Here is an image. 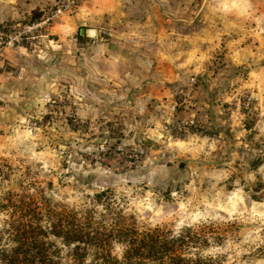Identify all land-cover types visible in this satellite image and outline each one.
Segmentation results:
<instances>
[{"label": "rangeland", "instance_id": "obj_1", "mask_svg": "<svg viewBox=\"0 0 264 264\" xmlns=\"http://www.w3.org/2000/svg\"><path fill=\"white\" fill-rule=\"evenodd\" d=\"M143 6L112 31L82 22L64 49L61 14L6 51L0 253L16 233L57 246L54 226L72 222L103 247L86 263L158 229L183 259L264 264V0ZM10 51L27 59L9 67Z\"/></svg>", "mask_w": 264, "mask_h": 264}, {"label": "trees", "instance_id": "obj_2", "mask_svg": "<svg viewBox=\"0 0 264 264\" xmlns=\"http://www.w3.org/2000/svg\"><path fill=\"white\" fill-rule=\"evenodd\" d=\"M40 12L31 15L30 21L36 20ZM65 228L62 225L54 226L55 237L61 239V243L56 246L44 239L28 236L23 233H16V244L9 250H1V264H199L198 261L183 259L173 255V245L176 240L168 239L163 232L158 229L150 230L141 235L135 232L124 234L123 244L126 248L121 257L117 259L110 254L95 256L90 263H86L85 253L87 250H94L93 253L103 252L102 246H93L92 238L85 232L71 228L72 222ZM57 229V230H56ZM16 231H19L16 229ZM24 233L26 232L23 228ZM45 233L44 230H42ZM129 236V240H127ZM54 246V250L49 253V248ZM67 248L68 256L65 263L59 256L61 248ZM57 254V258L52 255ZM96 255V254H95Z\"/></svg>", "mask_w": 264, "mask_h": 264}, {"label": "crops", "instance_id": "obj_3", "mask_svg": "<svg viewBox=\"0 0 264 264\" xmlns=\"http://www.w3.org/2000/svg\"><path fill=\"white\" fill-rule=\"evenodd\" d=\"M55 0H0V24L25 19L35 12H41L47 5ZM150 0H88L81 3L78 9L70 16H62L55 21L54 31L60 43L59 49L72 45V41L66 39L78 31L82 22L88 26H99L112 31L123 20H128L129 9L135 6L144 5L143 12L148 13L147 4ZM85 26V25H84ZM119 35L121 32H118ZM125 35V34H124ZM98 48L104 47L102 43L97 44ZM114 49L111 45L109 48ZM111 49V50H112ZM16 51V50H15ZM8 52L9 67L17 68L21 64L20 58L24 60L27 56L21 55V51ZM21 61V62H20ZM21 68V67H20ZM19 68V69H20ZM8 75V74H5ZM11 75V74H9ZM12 83V82H11ZM17 94V91H9ZM41 98V96L39 97ZM20 99V96H19ZM38 99V98H35Z\"/></svg>", "mask_w": 264, "mask_h": 264}, {"label": "built area", "instance_id": "obj_4", "mask_svg": "<svg viewBox=\"0 0 264 264\" xmlns=\"http://www.w3.org/2000/svg\"><path fill=\"white\" fill-rule=\"evenodd\" d=\"M85 1L88 0H62L54 6L55 8L50 9V12L30 21L31 23L18 21L0 24V70L3 68L7 50L29 47L38 37H43L42 29L48 26L54 17L74 13Z\"/></svg>", "mask_w": 264, "mask_h": 264}, {"label": "clouds", "instance_id": "obj_5", "mask_svg": "<svg viewBox=\"0 0 264 264\" xmlns=\"http://www.w3.org/2000/svg\"><path fill=\"white\" fill-rule=\"evenodd\" d=\"M222 7H233V5H224Z\"/></svg>", "mask_w": 264, "mask_h": 264}, {"label": "water", "instance_id": "obj_6", "mask_svg": "<svg viewBox=\"0 0 264 264\" xmlns=\"http://www.w3.org/2000/svg\"><path fill=\"white\" fill-rule=\"evenodd\" d=\"M83 33H84V31H83V30H81V31H80V34L82 35ZM110 49H112V47H111Z\"/></svg>", "mask_w": 264, "mask_h": 264}]
</instances>
